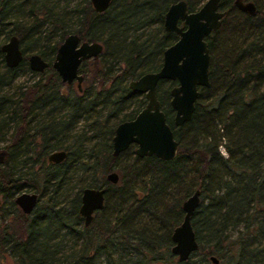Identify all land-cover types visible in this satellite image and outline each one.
<instances>
[{"label":"trees","instance_id":"trees-1","mask_svg":"<svg viewBox=\"0 0 264 264\" xmlns=\"http://www.w3.org/2000/svg\"><path fill=\"white\" fill-rule=\"evenodd\" d=\"M173 1L110 0L96 12L89 0H0V43L16 34L23 50L45 58L71 31L103 45L96 64L100 84L66 97L40 80L20 84L16 96L3 92L26 62L4 67L0 51V139L9 131L0 161V264H96L100 255L103 264H192L194 254L207 264H213L211 254L217 264H264V90L259 89L264 31L255 29L264 22L258 12L239 13L233 25L226 17L207 36L209 84L199 88L190 119L172 128L173 158L132 155L121 162V154H110L114 122L131 117L144 102L127 80L157 69L162 50L176 38L162 26L163 12ZM185 1L191 10L199 0ZM151 22L159 23L156 31H139ZM234 25L245 31L236 50L216 52L213 36ZM165 81L158 82L157 93L172 124ZM35 110L42 116L22 129V114L33 117ZM81 118L90 119L89 134L77 129ZM54 149H64L66 156L47 162ZM112 166L119 179L106 183L103 210L84 226L77 211L79 191L94 180L82 178L75 186L72 176L89 170L96 179L92 171ZM27 187L40 192L39 202L23 214L13 196ZM194 189L200 201L190 222L198 246L177 261L169 251L170 231L182 216V200Z\"/></svg>","mask_w":264,"mask_h":264},{"label":"water","instance_id":"water-1","mask_svg":"<svg viewBox=\"0 0 264 264\" xmlns=\"http://www.w3.org/2000/svg\"><path fill=\"white\" fill-rule=\"evenodd\" d=\"M219 0H203L195 9H188L185 0H175L168 4L163 12L164 30L172 31L176 38L162 50L161 62L157 69L141 73L128 80L127 86L136 92H142L145 102L131 119L116 124L111 136L112 154L125 149L131 142L135 143L134 152L138 156L154 155L160 159L173 158L177 150V140L171 126L181 125L190 119L200 87L209 84V53L205 36L220 24L223 12L217 11ZM236 5L249 13L253 12L250 1L234 0ZM96 11H103L110 0H90ZM76 33L66 34L55 48L51 66L62 81L76 78L77 85L82 78L78 65L83 58L96 56L102 48L97 40L79 39ZM5 63L16 66L22 59L18 38L11 34L1 43ZM28 64L32 69H42L46 65L38 54L28 55ZM171 80L168 89V105L172 108L170 124L156 94L157 82ZM5 150L0 147V161L5 157ZM66 155L64 149H54L47 153V160L58 162ZM107 178L115 182L117 174L110 172ZM104 188L84 187L81 190L78 211L85 223L91 218V211L102 207ZM200 201L199 190L194 189L181 202L182 216L170 232L169 251L177 261H183L197 248L198 242L190 222V216ZM14 202L25 213L32 210L37 202L35 192L21 191L14 196ZM211 263L218 259L209 255Z\"/></svg>","mask_w":264,"mask_h":264},{"label":"flooded vegetation","instance_id":"flooded-vegetation-1","mask_svg":"<svg viewBox=\"0 0 264 264\" xmlns=\"http://www.w3.org/2000/svg\"><path fill=\"white\" fill-rule=\"evenodd\" d=\"M203 0H199L196 4H195V6H194V8L193 9H195V8H197L200 4H201V2H202ZM242 2H247V1H250L252 4H253V12L252 13H249V12H247L246 10H243V9H241V8H239L237 5H236V3H235V1L234 0H219L218 1V4H217V7H216V9H217V11H220V12H223V14L221 15V17H220V24H219V26H221V24H222V22H223V20L227 17V19L229 18V16H238L239 15V13H243V14H247V15H255L256 14V12H260L261 10H260V2L257 4V2H256V0H241ZM89 2H90V0H89ZM90 5H91V2H90ZM168 6V5H167ZM91 7H92V5H91ZM93 8V7H92ZM94 9V8H93ZM192 10V9H191ZM94 11H96L95 9H94ZM96 12H102V11H96ZM260 17L261 18H263L262 16H261V14H260ZM262 22H264V21H262ZM163 26V25H162ZM219 26L216 28V29H214V30H211L209 33H208V35H206L205 36V40L207 39V36H209L210 34H212V33H214V32H216V30L219 28ZM235 27V28H234ZM234 27H233V29L231 30V31H229V33H235V32H237V31H239V32H243V30H237V27L234 25ZM263 27H264V24L263 25H261L260 26V28H258L259 30L258 31H262V30H264L263 29ZM164 29V28H163ZM170 32H172V31H170ZM263 32V31H262ZM68 33H76V32H74V31H71V32H67L66 34H68ZM174 33V32H173ZM65 34V35H66ZM77 34V33H76ZM175 34V33H174ZM11 34H9L1 43H3L4 41H6L7 40V38L10 36ZM16 35V34H15ZM65 35H63V37L65 36ZM79 35V34H78ZM176 35V34H175ZM17 36V35H16ZM62 37V38H63ZM80 37V36H79ZM17 38H18V36H17ZM62 38H61V40H62ZM227 38H229V36H225V39H227ZM80 40L82 39L81 37L79 38ZM60 40V41H61ZM85 40H87V39H85ZM91 40H93V39H91ZM60 41H58L57 42V44H56V46L58 45V43L60 42ZM98 41V40H97ZM207 42V41H206ZM1 43H0V45H1ZM101 43V42H100ZM102 44V43H101ZM18 45H19V47H20V49H21V51H22V59H21V61H23V62H26V65L25 66H27V68L30 70V71H33V72H36V73H39V72H42V71H45V70H51V73H50V78H47L46 79V81L47 82H44L45 84H44V86L45 87H55L56 89V91H59V95H61L62 97H66V94H69L70 92H72V91H74V93L76 92L77 94L78 93H83V92H81L80 91V88H81V83H82V81L84 80V78L86 77V75L82 72V69H85V70H87V73L88 72H90V77H91V79L92 78H94V77H96L97 75L99 76V74H97V71H98V66L96 65V64H98V58H99V56H100V54L102 53V50H103V45H102V48H101V50L99 51V53L96 55V56H90V57H86V58H83L81 61H80V63H79V65H78V72L82 75V78H81V80H80V82H79V86L77 85V80H76V78H73V79H71L70 81H67V80H64V81H62L61 80V78L59 77V75L57 74V72L55 71V69L51 66V60L53 59V55H54V52H55V49H54V52L52 53V56H51V58H45L44 56H42L40 53H38V52H35V51H28V50H23V48H22V43L20 42V40H19V38H18ZM56 46H55V48H56ZM0 51H1V53H2V61H3V66L4 67H8V68H14V67H16L17 65H19L20 64V62L16 65V66H8L6 63H5V60H4V57H3V52H2V50L0 49ZM31 53H36V54H38L43 60H45L46 61V65L42 68V69H32L30 66H29V64H28V55L29 54H31ZM54 74H56L57 75V77H58V79H57V83L56 84H53V79L55 80V77H54V75H53V73ZM143 73V72H142ZM141 74V73H140ZM139 74V75H140ZM138 76V75H137ZM136 76V77H137ZM136 77H134V78H136ZM130 79H133V78H130ZM130 79H128V80H130ZM48 80L51 82H48ZM128 80H127V83H128ZM90 81V80H89ZM171 81V80H170ZM159 82V81H158ZM158 82H157V84H158ZM50 83V84H49ZM65 84L66 85V87L69 89V90H65V89H62V87H61V84ZM173 83V82H172ZM261 85H264V83H261L260 84V86ZM171 86V85H170ZM169 86V87H170ZM260 86H259V88H260ZM169 89V88H168ZM49 90H52V89H49ZM55 90H53L54 92H56ZM261 90H264V88H262ZM46 91H48V90H46ZM18 92V89H17V91H16V93ZM136 92V91H135ZM16 93L14 94V96H16ZM139 94H142L143 95V98H144V102H145V97H144V94L142 93V92H138ZM156 94H157V97H158V93H157V86H156ZM17 96H19V95H17ZM168 96H169V94H168ZM158 99H159V97H158ZM169 99V98H168ZM20 100V99H19ZM159 101H160V99H159ZM144 102H143V104H144ZM167 103H168V100H167ZM143 104H142V106H143ZM160 104H161V107H162V109L164 110V106H163V103L160 101ZM141 106V107H142ZM140 107V108H141ZM139 108V109H140ZM139 109L131 116V117H128V118H124V119H121V120H117V121H115L114 122V125H113V128H112V132H111V134H110V137H109V142H110V154L111 155H113V156H118V155H120L119 157H118V160H120V158L121 157H123L124 156V158L123 159H121V162H123L124 160H125V162L132 156V155H136L135 154V152H134V148H135V143H133V142H131V143H129L128 145H127V147L125 148V149H123V150H121L120 152H118L117 154H112V148H111V136H112V134H113V130H114V127L116 126V124L117 123H119L120 121H123V120H127V119H131L132 117H134V115L139 111ZM172 109V108H171ZM36 111V110H35ZM173 111V110H172ZM165 113V112H164ZM42 114L43 113H41V111H36L35 112V114H33L32 116L33 117H30V115L29 114H27L26 115V112H25V114H22V119L24 120V123L23 124H25V125H21V127H22V129H26V127H28L27 126V123L28 124H31L32 123V120L33 119H36V118H39V117H41L42 116ZM30 118H32V119H30ZM165 118H166V115H165ZM172 120V119H171ZM173 126L174 125H172L171 126V128H173ZM30 129H31V127H30ZM173 131V130H172ZM174 136V135H173ZM37 142L39 141V139L38 138H36L35 139ZM66 152V151H65ZM130 153V155H128ZM46 156H47V154H46ZM46 156H45V158H46ZM66 156V155H65ZM127 156H129V158L127 159ZM136 156H138V155H136ZM143 156H151V155H143ZM143 156H138V157H143ZM152 156H154V155H152ZM156 157V156H155ZM157 158H159V157H157ZM46 161L47 162H50V163H57V162H54V161H48L47 160V158H46ZM61 161V160H60ZM60 161H58V162H60ZM83 172H88V174L87 175H91L90 174V172H89V170H84ZM93 173H95L96 175H94V176H96V178H98V182L97 183H99V184H97L95 181H93V183H91L90 185H84V186H82L81 188H80V191H79V203H80V195H81V190L84 188V187H94V188H100V187H103L104 188V192H103V200H102V207H100V208H95V209H93L92 211H91V218L89 219V221L87 222V223H85V221H84V217H83V215L78 211V207H79V203H78V207H77V211H78V214H79V220H80V223L82 224V225H84V226H86V225H89L90 224V222L92 221V219H93V217H94V215L98 212V211H101V210H103V207H104V202H105V195L108 193V191H109V188L107 187V184L106 183H108V184H111V185H114L117 181H118V179H119V172H118V170L116 169V167L115 166H112V168H110V169H107V170H105V171H103V172H95V171H92ZM110 172H115L116 174H117V179H116V181L115 182H113V181H111L110 179H108L107 178V174L108 173H110ZM100 176V177H99ZM85 177H86V175H85ZM103 178V180H101L100 181V178ZM83 178V177H82ZM87 181H89V180H87ZM21 191H28V192H35V194H36V196H37V202H38V200H39V195H40V192L39 191H36L35 189H33V188H30V187H27V188H23L22 190H20L19 192H21ZM19 192H17V193H19ZM17 193H15L14 194V196L17 194ZM14 196H13V202H14ZM36 202V203H37ZM14 204H15V207L21 212V213H23V214H30L31 212H32V210L34 209V207L32 208V210L30 211V212H28V213H25V212H23L22 210H21V208L14 202ZM36 205V204H35ZM2 208H3V210L4 211H7V208H5L4 206H2ZM110 213V212H109ZM9 218H12L13 216L12 215H9L8 216ZM171 232V231H170ZM172 254V253H171ZM174 255V254H173ZM175 256V255H174ZM175 258H176V256H175Z\"/></svg>","mask_w":264,"mask_h":264},{"label":"rangeland","instance_id":"rangeland-1","mask_svg":"<svg viewBox=\"0 0 264 264\" xmlns=\"http://www.w3.org/2000/svg\"><path fill=\"white\" fill-rule=\"evenodd\" d=\"M63 1L64 0H60V3ZM256 2H257V4L260 2V10L261 11L259 12V15L261 14V16L263 17V18H261V21H264V0H256ZM259 15H258V17H259ZM234 19H235V16H229L228 19L226 18V21L228 20V22H227L228 25H230L231 23L233 25L232 21H234ZM158 27H159V23L151 22V23H149V25H145V26L141 27L139 29V31H141L142 33H144V32L145 33H152L154 31H156ZM255 29L257 31L259 30L258 28H255ZM263 29H264V27H263ZM229 31H231V30L229 28H227V26H225L222 30H220L219 32H217L215 34V37L213 36L212 42L214 45L213 47L216 49V52H219L220 49H224V50H227V54L234 53V50H236V47L239 44V41L242 40V38L244 37V34H245V31H243V32L237 31L235 33H229ZM262 31H264V30H262ZM226 35L229 36V38L222 40L223 38H225ZM218 54L215 56V58H213V61H214V59H216V60L219 59ZM98 60H99V58H98ZM99 63H100V61H99ZM82 72L86 75V77L84 78V80L82 81V83L80 85L81 86L80 91L83 92L84 90L96 89V87L100 84V81L102 80L103 76L97 75L96 77L91 79L90 72L87 73V70H85V69H82ZM16 73H17V75L15 76V78L9 84L4 85V88L2 90L3 92H5L7 94H15L17 91V88H18L17 86H19L20 84L25 85V84L32 83L33 81H36V80H40L41 83L47 82L46 79L50 78L51 70H45V71L36 73V72L30 71L27 68V66L23 65V66L16 69ZM48 82H50V81L48 80ZM57 82L58 81L56 79L55 80L53 79V84H56ZM170 85H172V81L166 80L164 83V87L165 86L169 87ZM61 87H62V89L69 90L66 87V85L63 83L61 84ZM262 88H264V85H261L259 89L261 90ZM73 92L74 91H72V93ZM167 98H169L168 95H167ZM163 106H165V104H163ZM89 121H90V119H88V118L79 119L78 123H77V126H78L77 129H80V127H81V128H83V130L86 131V133L89 134V132H91V129L89 128V123H88ZM8 134H9V131L4 133L3 135L1 134L2 138L0 139V147H4L6 144L9 143ZM218 148H219V152L221 154H225L223 146L219 145ZM128 155H130V153ZM123 158H124V156L121 157L120 160ZM128 158H129V156H127V159ZM87 174H88V172H80V170H79V172H74L72 177H74V176H76V177H74L71 182H73V184L75 183V186H76V184L80 183V181L82 180V177L84 180H94L95 182H98V178L92 179V176L87 175ZM85 175H86V177H85ZM42 199H46V196L42 197ZM206 200L207 199H205V202H206ZM38 202H39V200H38ZM107 212H109V211L107 210ZM10 220H12V219H10ZM70 242H71V240H67L66 244H68ZM190 262L192 264H207L205 261L202 260L200 254L192 255L190 257ZM5 264H10V263H9V261H7V262H5ZM96 264H103V255H100L99 257L96 258Z\"/></svg>","mask_w":264,"mask_h":264}]
</instances>
